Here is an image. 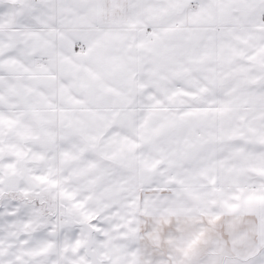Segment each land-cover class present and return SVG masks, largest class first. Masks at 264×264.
I'll list each match as a JSON object with an SVG mask.
<instances>
[{"label":"snow or ice","instance_id":"snow-or-ice-1","mask_svg":"<svg viewBox=\"0 0 264 264\" xmlns=\"http://www.w3.org/2000/svg\"><path fill=\"white\" fill-rule=\"evenodd\" d=\"M0 264H264V0H0Z\"/></svg>","mask_w":264,"mask_h":264}]
</instances>
